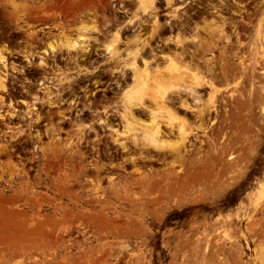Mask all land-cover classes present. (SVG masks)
<instances>
[{
    "label": "rangeland",
    "instance_id": "374dc122",
    "mask_svg": "<svg viewBox=\"0 0 264 264\" xmlns=\"http://www.w3.org/2000/svg\"><path fill=\"white\" fill-rule=\"evenodd\" d=\"M61 1L0 10L30 17L84 0ZM250 21L249 41L217 59L232 74L217 81V110L190 138L201 154L174 168L171 157L139 168L123 153L87 169L75 145L0 140V264H264V0ZM168 80L154 79L151 97L179 78ZM199 90L204 100L214 93ZM23 145L32 149L26 159L9 151Z\"/></svg>",
    "mask_w": 264,
    "mask_h": 264
},
{
    "label": "flooded vegetation",
    "instance_id": "af4514ba",
    "mask_svg": "<svg viewBox=\"0 0 264 264\" xmlns=\"http://www.w3.org/2000/svg\"><path fill=\"white\" fill-rule=\"evenodd\" d=\"M262 2L84 0L80 9L73 10L70 6V10L64 12L51 5L37 8L30 17H10L6 13L9 9L0 10V140L19 138L22 143L34 142L36 146L53 140L54 148L61 144L71 148L75 145L89 164L87 169L97 170L105 168L104 164L109 163L106 159H120L123 153L132 154L128 158L135 166L148 169L161 167L143 162H162L171 157L168 161L172 163L179 161V155H184L180 157L184 160L190 151L200 153L201 146L193 148L190 143L195 130L202 131L198 128L202 122L199 115L195 116L196 111L208 100L201 102L206 93L199 89L207 84L210 87L213 80L217 85L222 76L228 80L232 72L220 69L217 59L232 57L234 46L238 43L244 46L249 41L250 18L261 8ZM171 58L181 61L176 60L183 68L176 76L182 88L183 84L188 87L193 84V70L195 73L198 69L202 74L205 71L208 83L193 91L197 94L189 92L185 86L187 90L181 88V94L172 92L166 102L146 98L142 105L138 101L133 104L135 99H131L130 94L139 76L146 77L148 87L153 85L154 79H174L175 74L164 70ZM186 65L189 66L186 68ZM206 71L209 79L213 78L212 82ZM195 98L200 102H195ZM157 101L165 102L166 106L169 103L175 109L172 111L178 110L179 116L185 115L183 118H189V123L195 126L191 127L194 133L189 135L186 146L178 147L183 148L182 151L176 153L169 148L163 150V155L152 146L135 144V124L149 126L153 119L152 108L159 106ZM129 104L131 115L126 110L130 109ZM195 105L198 108H194ZM131 112L139 119H133ZM166 116L158 118L162 129L159 139L179 144V124L170 125ZM210 116L207 114L204 121ZM126 121L133 125L128 126L129 130ZM135 136L139 137L137 132ZM31 150L25 145L9 149L22 159H26L25 154ZM152 151L157 152L158 157L151 156ZM174 163L172 168L178 162Z\"/></svg>",
    "mask_w": 264,
    "mask_h": 264
},
{
    "label": "bare ground",
    "instance_id": "6f19581e",
    "mask_svg": "<svg viewBox=\"0 0 264 264\" xmlns=\"http://www.w3.org/2000/svg\"><path fill=\"white\" fill-rule=\"evenodd\" d=\"M34 0H0V3L1 4H4L6 7H8V5H10V6H12V7H14L15 9H17V10H19L20 8L21 9H23V10H33L34 9V6H33V2ZM39 2H41V0H38ZM51 1H56V2H58V3H60L59 5L61 6V5H63L62 4V1L61 0H51ZM67 1V0H66ZM73 0H69V2H72ZM90 1V0H89ZM102 1V0H101ZM144 1V0H143ZM68 2V1H67ZM82 1H80V3H81ZM93 2V1H92ZM36 3V2H35ZM101 3V2H100ZM0 4V5H1ZM64 6H62L61 8H63ZM34 11V10H33ZM34 14V12L32 13V15ZM35 15V14H34ZM263 25V22H262V19L260 20V22H259V27H261ZM259 35H260V33H258V36L257 37H259ZM257 40H258V38H257ZM263 48V47H262ZM260 49V48H259ZM264 49V48H263ZM260 53V52H259ZM261 53H263L262 52V50H261ZM261 55V54H260ZM263 57V56H262ZM261 58V57H260ZM177 61H180V60H178L177 58H175ZM176 60H173L172 58H171V60H170V62H169V64L167 65V67L166 68H164V70L166 69L167 70V72L169 73V74H175L174 75V79H176V78H178V76H176V74H178L183 68H182V64L181 63H178ZM181 62V61H180ZM185 65V64H184ZM183 65V66H184ZM187 66H189V65H186V68H187ZM185 67V66H184ZM191 67V66H190ZM190 67H188V68H190ZM196 68H199V67H197L196 66ZM185 69V68H184ZM141 70V69H140ZM143 70V69H142ZM191 70H193V69H191ZM208 70H209V73H210V69L208 68ZM151 71V70H150ZM189 71V70H188ZM201 71H203V70H201ZM137 73H138V71H136ZM192 72V71H191ZM204 72L205 71H203V74L202 73H200V69H198V71L197 72H195L194 73V70H193V74H192V80H193V84H191L189 87H188V85L186 86V87H188V89H190L189 90V92L192 90V92L198 87V86H203L204 84H206V83H208V80H206L207 78H205V77H207L206 76V74H204ZM207 72V74H208V71H206ZM211 72H212V70H211ZM213 73V72H212ZM212 73H210L211 74V76L213 77V75H212ZM141 74V73H140ZM139 74V75H140ZM205 75V76H204ZM225 75V74H224ZM228 75V74H227ZM209 74H208V79H209ZM144 75H142V76H139L138 77V83H137V86L135 87L134 86V88H133V90H132V92H131V94H130V98L131 99H135L133 102V104H135V102L136 101H138L139 102V105H140V103H141V105L143 104V100H144V102H145V99L146 98H151V99H156V100H160V101H165V99L168 97V95L170 94V95H172L171 93L172 92H175V91H180V90H182L183 88H185V86H184V84H183V88L181 87V83L179 82V81H175V82H172V83H170L169 85H167V86H161V88H158V87H155L154 88V91L155 92H157V89L159 90V89H161L162 91H160L159 93H160V97H156V94L157 93H153V96L151 97V95H152V90L147 86V84H146V82H145V79H144ZM224 77H226V76H224ZM146 78V77H145ZM168 79H170V80H168V82H170V81H173L171 78H168ZM219 78L217 77V80H218ZM228 79V78H227ZM135 80H136V78H135ZM210 80H213V78L212 79H209V81ZM225 80V79H224ZM215 81L216 80H213V82L215 83ZM210 82H212V81H210ZM209 82V83H210ZM211 83L210 84V87L212 88V91L214 92L213 93V95H212V97L211 98H209V100H207V102L204 104L203 103V105H202V107L201 108H198V107H196V105L194 106V108H198V111H196L198 114L197 115H195L194 113H192V114H194L196 117L199 115V117H200V120H201V124L200 125H198V128H200V129H202L203 130V127H204V122L206 123V120L204 121V117H206V115L208 114H210L211 113V111L212 110H214V111H216L217 109H216V99H214V97H215V95L216 94H218V92L219 91H221V88L220 87H218L217 85H216V83L214 84V83ZM136 84V83H135ZM208 85V84H207ZM209 86V85H208ZM182 88V89H181ZM186 90H187V88H185ZM184 89V90H185ZM185 90V91H186ZM187 92V91H186ZM192 92L190 93V95L192 94ZM180 93V92H179ZM196 92H193V94H195ZM198 93H199V91H198ZM178 93L176 92V95H177ZM181 94V93H180ZM183 94V93H182ZM197 94V93H196ZM174 95V94H173ZM187 95H189V93L187 94ZM171 97V96H170ZM191 97V96H190ZM172 98V97H171ZM188 98V97H187ZM187 98H185V101H186V99ZM129 100V99H128ZM167 100V99H166ZM169 100H170V98H169ZM184 100V99H183ZM198 100V99H197ZM196 100V98L194 99V101L196 102L197 101ZM201 100V102H203L202 100L203 99H200ZM200 100L199 101H197V103H199L200 102ZM184 101V102H185ZM193 101V100H192ZM131 102V101H130ZM166 102V101H165ZM160 103L159 101H157V105H159V106H157L156 108H152V110H153V112H152V115H153V119H152V121L149 123V126H143V125H140V124H135L136 125V127L134 126V128H135V130H133L132 128V130H133V136H134V140H135V144L136 143H140V144H142L143 146H152V147H154L155 149L157 148V149H159L160 151L158 152V153H160L161 152V154H162V152H163V150H165L166 151V149H169V148H171L172 149V151L174 152V149H175V152L177 153V151L178 150H180L181 148H178L180 145H183L184 147L186 146V142H187V139H188V137H189V135L191 134V133H194V132H191V127H193L190 123H189V118H188V120L186 119V118H183V117H185V115L183 116V117H181V116H179V114L177 113V111L176 112H174L175 111V109H172V107L169 105V103H168V105L170 106L169 108H171V109H169L167 106H166V103ZM205 102V101H204ZM209 102L210 103H212L213 104V106L212 107H210L209 106ZM160 103V104H159ZM188 103V102H187ZM187 103H186V105H187ZM190 103V102H189ZM188 103V104H189ZM196 103V104H197ZM155 104V105H156ZM184 104V103H183ZM191 104V103H190ZM189 104V105H190ZM195 104V103H194ZM130 105V104H129ZM136 105H137V103H136ZM155 105H153V107H155ZM125 106V105H124ZM132 106H135V105H132ZM188 106V105H187ZM126 107V106H125ZM146 107V106H145ZM185 107V106H184ZM183 107V108H184ZM191 107H192V105H191ZM190 107V108H191ZM129 108L130 109H126L127 110V112H129V111H132L131 110V105L129 106ZM147 108H148V106H147ZM176 108V107H175ZM187 108H189V107H187ZM151 109V108H150ZM181 109H182V107H181ZM192 109H193V107H192ZM192 109H189V110H191L192 111ZM129 110V111H128ZM172 110H174V111H172ZM185 110V109H184ZM186 110H188V109H186ZM197 110V109H196ZM193 111H195L194 109H193ZM133 115H134V117H132L133 119L135 118V114L133 113V112H131ZM184 112H182V114H183ZM186 113V112H185ZM217 113V112H216ZM127 114V113H126ZM129 114H130V112H129ZM131 115V114H130ZM148 115H150V112H149V114ZM163 115H167L166 117H167V120H168V122H169V124L170 125H173V124H175V123H178L179 124V129H178V131H180V135H181V138H180V140H181V142L179 143V144H171V143H169V142H167V141H161L160 139H159V136L161 135V133H162V129H161V124H160V122H159V117L160 116H163ZM190 116V115H189ZM194 116V117H195ZM137 118V117H136ZM135 118V119H136ZM208 118L209 117H207V120H208ZM139 118H137L136 120H138ZM136 120H135V122H136ZM141 120V119H140ZM150 120H151V117H150ZM149 120V121H150ZM197 120V119H196ZM130 122L131 121H128V123H127V121H126V127H127V129H128V126H130V127H133V125L131 126V124H130ZM196 122H199L200 123V121L199 120H197ZM144 123H146L145 121H144ZM194 123H195V121H194ZM129 124V125H128ZM134 124V123H133ZM192 124H193V120H192ZM150 127V128H149ZM195 127V126H194ZM193 127V128H194ZM197 128V127H196ZM124 129H126V128H124ZM131 129H130V132H131ZM204 129H205V127H204ZM129 130V129H128ZM127 131V130H126ZM177 131V132H178ZM130 132H129V134H130ZM136 132H137V134L139 135V137L138 136H135V134H136ZM139 132V133H138ZM195 132H196V130H195ZM214 132H216V130H214ZM124 133L126 134V132L124 131ZM123 135V134H122ZM167 135V134H166ZM193 135V134H192ZM195 135H197V134H195ZM214 135V134H213ZM141 136V137H140ZM208 136V135H207ZM180 137V136H179ZM197 138V137H196ZM200 138V137H199ZM202 138V137H201ZM200 138V139H201ZM206 138V137H205ZM211 138V137H210ZM203 139V138H202ZM188 140H190V139H188ZM197 140V139H196ZM206 140H207V138H206ZM200 141V140H199ZM212 142H213V139H212ZM124 144H125V142H123ZM122 143V144H123ZM140 144H138V145H140ZM188 144V143H187ZM176 145V146H175ZM213 145V144H212ZM123 146V145H122ZM209 146V145H208ZM127 147V145L125 146V148ZM189 147V146H188ZM187 147V148H188ZM210 147V146H209ZM124 148V149H125ZM141 148V147H140ZM198 148V147H197ZM201 148H202V146H201ZM200 147H199V149H201ZM143 149V148H142ZM156 149V150H157ZM183 149V148H182ZM182 149H181V151H182ZM186 149V148H185ZM190 149V148H189ZM208 149V148H207ZM216 149V148H215ZM147 150V149H146ZM150 149L148 148V151H149ZM187 150V149H186ZM186 150H185V152H186ZM203 150H205V149H203ZM210 150H211V148H210ZM220 150V149H219ZM222 151V150H221ZM167 152H168V150H167ZM188 152V151H187ZM229 152V151H228ZM227 152V153H228ZM179 153H180V151H179ZM182 153V152H181ZM190 153H191V151H190ZM189 153V154H190ZM193 153V152H192ZM197 153V152H196ZM226 153V154H227ZM165 153L163 152V155H164ZM175 154V153H174ZM199 154H201V153H199ZM170 155V154H169ZM197 155H198V153H197ZM217 155V154H216ZM221 155V154H220ZM167 156V155H166ZM177 156H178V154H177ZM184 156V155H183ZM183 156L182 155H179V161H180V157H182L183 158ZM192 156H193V154H192ZM174 157H175V155H174ZM199 157V156H198ZM164 158V157H163ZM162 158V159H163ZM220 158V157H219ZM165 159V158H164ZM187 159V158H186ZM230 159H232V156L230 157ZM182 160V159H181ZM173 161V160H172ZM176 160H174L172 163H174ZM189 161H191L192 162V160H189ZM178 161H176L174 164H176ZM183 162V161H182ZM181 162V163H182ZM184 162H185V160H184ZM203 162V161H202ZM171 162H170V167H171V164H172ZM179 163V162H178ZM177 163V164H178ZM198 163V162H197ZM196 163V164H197ZM199 163H200V161H199ZM191 165H192V163H191ZM195 165V164H194ZM200 165V164H199ZM199 165H198V167H199ZM172 166H174V165H172ZM192 167H194V166H192ZM172 168V167H171ZM181 168V167H180ZM189 168H190V166H189ZM203 168V167H202ZM136 171L137 172H141V170L140 169H136ZM173 171V170H172ZM181 171V170H180ZM172 174V176H171V178L173 177V176H175L176 174L174 173V172H171ZM175 174V175H174ZM168 175H169V173H168ZM177 176V175H176ZM174 178L176 179V177H173V180H174ZM140 184L142 183L143 185H144V183H146L145 181H143L142 179H140L139 178V181H138ZM154 185H156L157 184V182H154L153 183ZM142 185V186H143ZM222 192V191H221ZM221 194V193H220Z\"/></svg>",
    "mask_w": 264,
    "mask_h": 264
}]
</instances>
